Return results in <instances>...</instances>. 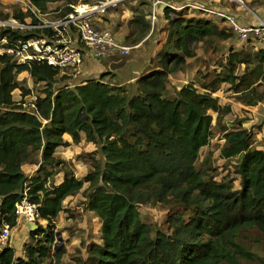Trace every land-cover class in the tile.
Wrapping results in <instances>:
<instances>
[{"label":"trees","instance_id":"1","mask_svg":"<svg viewBox=\"0 0 264 264\" xmlns=\"http://www.w3.org/2000/svg\"><path fill=\"white\" fill-rule=\"evenodd\" d=\"M77 1L27 3L45 14L49 5L65 2L63 14ZM31 9L18 8L10 16L35 21ZM183 10L164 7L168 39L153 57L154 64L129 89L107 83L102 75L54 90L58 72L53 68L17 66L0 55V231L2 222L16 227V204L24 197L37 206L39 220L46 224L42 227L39 220L33 224L24 257H16L6 247L0 252V264H51L47 260L55 243L54 221L64 211L63 202L86 183V207L101 223V244L88 249L86 264H241L242 260L264 264V258L240 242L247 231L264 240V150L251 149L245 129H228L220 123L230 107H221L212 97L221 84H228L242 95L246 106L262 101L264 91H257V83L264 81V48L255 53L231 49L220 72L201 85L203 93L191 83L169 99L168 79L183 70L186 59L194 56L195 45L234 36L207 17H190ZM129 26L134 35L126 42L131 46L142 42L150 30L142 13ZM3 36L29 37L1 31ZM22 72L45 87L43 97H36L35 114L23 112L13 101L15 90L23 97L30 94L17 80ZM210 112L216 115L224 141L220 157L235 160L238 190L232 181L217 182L196 167L201 149L209 146L213 136ZM65 135L75 145L82 141L95 145L104 162L93 160L83 180L68 173L54 185L51 180L63 165L55 151L69 145ZM37 156V174L28 177L22 167L34 164ZM158 203L168 209L162 231L144 223L138 210ZM63 253L53 254V264H60Z\"/></svg>","mask_w":264,"mask_h":264},{"label":"rangeland","instance_id":"2","mask_svg":"<svg viewBox=\"0 0 264 264\" xmlns=\"http://www.w3.org/2000/svg\"><path fill=\"white\" fill-rule=\"evenodd\" d=\"M4 1L8 2L7 4L10 5V8L5 10L0 0V18H3L5 15H12L16 9L25 8V4H27V0ZM80 1L83 0H78L77 3ZM85 1L96 3L103 0ZM241 1L245 7H241V3L234 0H124L119 5L109 8L104 17L117 13L120 15L119 19H123L124 22H127L129 25L135 15L142 13V15L145 16V21L150 25L148 35L142 42L134 46H131L125 41V43H127L125 45L132 49L129 56L115 57L102 61L90 59L85 63L81 72L75 77L62 79V76L58 75L55 79L53 88L54 90L65 87L73 88L84 84L86 81L100 79L102 75H105L104 80L107 83L124 86L129 89L128 87L133 85L137 78L146 71L148 64L151 66L154 64L155 60H153V58H151V62L149 63V55H152L157 49H161L168 39V24L163 14L164 4L170 5L171 8L176 11L184 9L185 15L190 17H207L220 29H223L226 25L222 24L223 21L217 13L233 12L220 9L221 7H226L232 2V6L240 7L241 10L248 13V17H251L249 14L251 10L250 7L257 8L264 6V0ZM198 6H202L206 11L197 8ZM58 7H65V2L56 4L55 6H49L47 13H57L55 11H58ZM232 8L234 10V7ZM132 30L133 27H130L127 38H133L134 32ZM160 43H162L161 48H159ZM261 47L262 42L260 41H249L238 44L234 36L226 41L209 39L195 45L193 47L194 56L186 59V65L183 70L169 77L166 96L169 99H173L176 96V92L179 91L181 87L191 83L195 85L200 93H203L204 91L201 89V85L210 81L215 74L220 72V65L225 62L231 49L236 51L243 48L244 51L255 53ZM243 70L244 67H240L237 74L241 75ZM17 80L30 92L31 96L43 97V90L45 87L43 84L34 83L28 73L22 72L18 74ZM257 84V91H259V93L263 92L264 81H260ZM13 97L14 99H18L15 94ZM212 97L218 98L221 107H230L231 112L227 115H223L220 119V123L228 129H245L251 136V149L264 150V99L255 106H246L242 101V95L236 94L228 84H221L218 91L212 94ZM31 99L32 98H30V100ZM210 114L213 117V136L209 146L201 149L196 167L206 171L207 174L213 176L217 182L223 179L232 181L233 189L238 190V177L233 169L235 160L225 161L220 157V150L224 141L219 133L220 129L216 121V115L212 112H210ZM64 138L69 141V145L60 147L55 151V157L62 161L63 165L58 169L56 175L51 180L54 185L60 184L64 175L68 173L74 175L78 180H83L87 173L92 170L93 160L97 159L102 163L104 162L99 151L97 152L95 145L85 143L84 141L75 145L72 143L70 137L65 135ZM37 162H39L38 156L35 157L34 164H27L29 167L32 166L30 170L25 172L28 177L36 176L38 169ZM87 187L88 184H84L81 192L75 196L68 197L63 202L64 211L61 212L54 221L55 243L53 245L51 259L47 260L48 263L53 264V254L63 250L64 253L62 254L60 264H86L85 261L88 258V249L93 245L101 244V223L97 216L86 207V196L88 192L85 191V189ZM138 210L141 220L144 223L151 225L155 229L164 230V221L168 215V209L165 206L159 203L155 205H144L139 206ZM38 223L42 227L46 225L42 220H39ZM35 227L36 225H29V227H27L24 222H20L17 223L15 228L11 229L9 241L17 257H24L25 245L30 243V231ZM240 242L243 243L245 248L250 252L255 253L260 258H264V240L260 238L257 233L253 231L244 232ZM241 264L258 263H248L242 260Z\"/></svg>","mask_w":264,"mask_h":264},{"label":"built area","instance_id":"3","mask_svg":"<svg viewBox=\"0 0 264 264\" xmlns=\"http://www.w3.org/2000/svg\"><path fill=\"white\" fill-rule=\"evenodd\" d=\"M123 1L103 0L89 3L83 0L68 5L69 11L63 14L62 9L55 11L57 13L42 14L31 9L27 3L22 10L26 12L27 8L31 9L35 21L31 17L25 18L24 21L12 16L0 18V32H20L21 35L27 34L29 37H0V55L10 57L17 66L30 68L32 64H36L51 67L58 75L67 78L78 75L90 59L102 61L129 56L131 47L121 42L114 32L100 26L109 8ZM234 1L245 7L241 0ZM158 3L160 4L159 1ZM166 6L171 8L170 5L164 4V7ZM197 8L206 11L202 6ZM52 15L54 16L51 17ZM217 15L223 21L222 24L233 33L236 43L260 41L261 48H264V21L256 17L254 22H242L236 14L229 12H218ZM14 94L18 99L13 97V101L23 112L35 114L36 97L30 94L23 97L19 90H15L12 95ZM15 214L17 223L24 222L28 225H33L40 218L37 206L30 203L27 197L16 204ZM2 224L0 252L6 247H11V228L3 222Z\"/></svg>","mask_w":264,"mask_h":264},{"label":"crops","instance_id":"4","mask_svg":"<svg viewBox=\"0 0 264 264\" xmlns=\"http://www.w3.org/2000/svg\"><path fill=\"white\" fill-rule=\"evenodd\" d=\"M11 1H13V0H11ZM16 1H18V0H16ZM246 2H247V0H245ZM27 2H28V0H27ZM8 2L6 1H4V0H1V5L3 6V8L6 10V9H9L10 8V5H8L7 4ZM61 3H63V2H61ZM232 2H230V5H228V6H226V7H221L220 9H225V10H228V11H231V12H233L234 14H236L237 16H238V18L242 21V22H254V20H255V18L257 17L258 19H260V20H262V21H264V6L263 7H255V8H252V7H250V12H249V14L251 15V17H252V19H251V17H248L249 15H248V13L246 12H244L243 10H241V8L240 7H238V6H232V4H231ZM57 4H59V3H57ZM56 4H52V5H49V6H55ZM232 7H234V10H233V8ZM64 7H58V9H63ZM131 13V12H130ZM119 17H120V15L119 14H117V13H115V14H110L109 16H105L104 18H103V20H102V23L100 24V26L102 27V28H105V29H108V30H111L112 32H114L115 34H116V36L118 37V39L121 41V42H123L124 44H127V43H125V41H126V38H127V36H128V33H129V31H130V26L128 25V23L127 22H124V20L122 19V20H120L119 19ZM123 22H124V24H123ZM148 41V40H147ZM143 44V43H142ZM142 44H140V45H142ZM162 43H160L159 45V48H161V45ZM142 47V46H141ZM160 49H157V51H155L152 55H149V63H150V60H151V58H153L154 56H155V53L156 52H158ZM136 62H138V61H136ZM151 67V65L150 64H148V66H147V68H146V70H148V68H150ZM66 136H68V135H66ZM69 137V136H68ZM64 140L66 141V142H68L69 143V141L67 140V139H65L64 138ZM32 167V166H31ZM31 167H29V166H27V164L26 165H24L23 167H22V170H23V172L25 173V172H27L28 170H30L31 169ZM27 225V227H29V225L28 224H26ZM12 247V246H11ZM16 256V255H15ZM17 257V256H16ZM19 258V257H18Z\"/></svg>","mask_w":264,"mask_h":264},{"label":"bare ground","instance_id":"5","mask_svg":"<svg viewBox=\"0 0 264 264\" xmlns=\"http://www.w3.org/2000/svg\"><path fill=\"white\" fill-rule=\"evenodd\" d=\"M153 2V1H152ZM152 6V5H151ZM150 20V19H149ZM154 26H155V24H154ZM154 29V28H153ZM148 39V38H147Z\"/></svg>","mask_w":264,"mask_h":264}]
</instances>
